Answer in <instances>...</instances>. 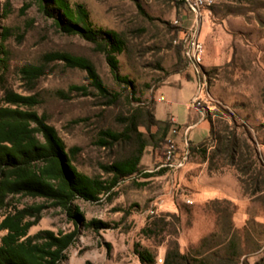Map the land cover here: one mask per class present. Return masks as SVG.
Wrapping results in <instances>:
<instances>
[{
	"label": "rangeland",
	"instance_id": "obj_1",
	"mask_svg": "<svg viewBox=\"0 0 264 264\" xmlns=\"http://www.w3.org/2000/svg\"><path fill=\"white\" fill-rule=\"evenodd\" d=\"M69 1L86 7L95 28L124 35L128 49L118 56L120 72L135 82L134 89L115 81L106 56L97 52L93 43L79 35L60 32L53 20L39 11L34 0H0V26L12 29L6 42L12 57L7 81L16 91L30 93L18 75L20 65L37 64L44 53L61 50L90 58L104 83L119 96L116 103L110 104L91 87L85 71L67 68L59 62L53 63L49 73L38 81L34 90L42 101L38 111L47 115L68 147H82L78 163L81 171L107 178L100 165L112 160L120 149L97 145L101 128L121 130L126 116L136 111L147 113L162 93L166 100L159 102V106L165 107L172 101L168 92L158 89L174 74L190 76L183 38L184 32L193 26L199 28L205 45L203 67L213 98L212 108L203 110L206 118H212L216 135L235 134L241 140L248 139L253 159L258 160L259 156L264 160V0H221L198 24L180 0ZM27 4L30 7L23 13ZM73 85L87 86L91 95L69 94ZM140 130L147 132L143 126ZM151 130L155 132L157 127ZM194 134L196 141H200L208 130L201 125L190 136ZM207 139L212 153L219 142L211 136ZM166 149L167 141L159 142L155 148L148 146L142 174L123 180L110 197L104 196L99 202L77 201L86 221L97 220L107 226H81L78 241L60 264H143L136 253L137 245L155 255V264H165L170 240L178 239L181 252L195 256L226 240L232 232L238 234L242 248L250 253V264L264 255V193L251 197L243 192L239 199L247 203V226L244 231H233L237 207L232 201L215 200L200 205L187 183L188 170L158 169ZM191 153L192 161L205 160L200 151ZM223 158L217 157L215 168L236 170ZM162 170L166 171L159 173ZM145 173L152 174L147 178ZM161 215H166L171 225L161 236H144L142 229ZM217 224L219 237L208 236ZM74 228L63 210L50 208L31 233L42 229L68 232ZM3 234L0 232V239ZM256 244L261 251L253 254L257 252Z\"/></svg>",
	"mask_w": 264,
	"mask_h": 264
},
{
	"label": "trees",
	"instance_id": "obj_2",
	"mask_svg": "<svg viewBox=\"0 0 264 264\" xmlns=\"http://www.w3.org/2000/svg\"><path fill=\"white\" fill-rule=\"evenodd\" d=\"M34 1L39 11L53 20L60 32L79 35L93 43L96 51L106 56L117 83L135 88V82L120 72L118 56L128 49L122 33L95 28L88 10L81 3ZM29 7L27 4L23 13ZM0 27V232L4 233L0 239V264H60L68 258L70 247L78 241L81 226L96 229L107 226L97 220L86 221L77 201L99 202L104 196L110 197L123 180L142 174V160L147 147L155 148L159 142L167 141L172 121L158 120L154 106L147 113L136 111L126 116L121 122V130L101 128L97 145L105 149H120L112 160L100 165L107 178L81 171L78 163L82 147H68L47 115L38 111L42 103L39 93L34 92L38 81L49 73L53 63L59 62L67 68L85 71L91 87L110 104L116 103L119 96L104 83L90 58L61 50L44 53L37 64L20 65L18 75L30 93L16 91L7 81L12 57L6 42L12 36V29ZM74 93L89 96L91 90L85 85H73L69 94ZM208 120L211 137L219 142V146L208 154L209 139H206L199 146L191 145L190 150L200 151L204 159L209 160L210 168H214L217 157L223 156L225 163L238 171V180L246 195L263 194L264 160L259 156L258 160L253 159L248 139L241 140L235 134L216 135L212 118ZM142 126L147 132L140 130ZM152 127H157V130L152 132ZM164 158L165 154L159 166ZM151 174L145 173V177ZM50 208L63 210L75 228L68 232L42 229L32 234L31 229L39 224L43 213ZM170 225L166 215H161L148 223L142 234L158 237ZM237 236L233 232L226 240L195 256L182 253L178 239L170 240L165 264H250L247 257L244 258L250 253L242 248ZM201 244L204 246L206 239ZM255 246L254 251L261 250L258 244ZM136 253L143 264L156 263L155 255L147 248L137 245ZM255 264H264V255Z\"/></svg>",
	"mask_w": 264,
	"mask_h": 264
},
{
	"label": "crops",
	"instance_id": "obj_3",
	"mask_svg": "<svg viewBox=\"0 0 264 264\" xmlns=\"http://www.w3.org/2000/svg\"><path fill=\"white\" fill-rule=\"evenodd\" d=\"M196 88L197 78L192 67H190V76L188 77L180 74L172 75L168 81L158 89L160 92H168V94L172 97V101H170L167 106L161 107L159 106V102L165 101L166 97L163 93L159 95L160 97L155 104V116L160 121L171 120L180 127V133L177 137V157L178 159L182 158L185 152L189 150V159L183 168L174 172L188 170V178L191 182L187 181V183L191 185L195 191V201L200 205H206V203L215 200L232 201L237 207V211L233 217L232 230L241 232L245 230L248 222L245 210L247 208V203L239 199L241 198L240 196L243 195L244 191L238 180L236 170L226 167L221 169L215 167L210 168L208 165V159H199L196 161H192L191 159V152L193 151L190 150V146H199V144L211 136V124L206 118L205 112L192 105ZM162 97H164V99H162ZM201 125L206 126L208 135L203 140L196 141L195 134L194 137H191L190 135L195 128ZM209 152L210 150L208 149V154ZM219 231V226L217 224L208 236L215 235L219 237ZM208 236L206 235V237ZM260 251L253 254H257ZM250 256L251 255L244 256V258L247 257L249 263ZM260 257L262 258V256ZM259 259L260 258H257L254 264Z\"/></svg>",
	"mask_w": 264,
	"mask_h": 264
},
{
	"label": "built area",
	"instance_id": "obj_4",
	"mask_svg": "<svg viewBox=\"0 0 264 264\" xmlns=\"http://www.w3.org/2000/svg\"><path fill=\"white\" fill-rule=\"evenodd\" d=\"M221 0H180L185 8L192 12L194 15L193 21L198 24L205 17L216 4ZM184 48L189 66L192 67L194 74L197 78V88L193 97L192 105L200 110L205 108H212V94L210 91V79L204 70V56L205 45L200 39V30L196 26L188 28L184 32ZM164 99V97H162ZM180 127L172 122V126L167 137V149L165 152V158L163 163L158 169L165 168L167 171L174 172L183 168L189 159V150H187L184 156L178 159V143L177 137L179 136ZM188 203H192L188 200ZM163 261L162 259L160 260Z\"/></svg>",
	"mask_w": 264,
	"mask_h": 264
}]
</instances>
